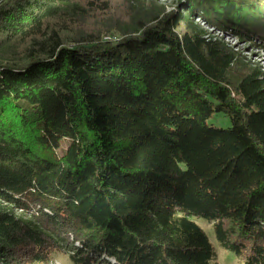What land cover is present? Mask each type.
I'll return each mask as SVG.
<instances>
[{
	"label": "trees",
	"instance_id": "1",
	"mask_svg": "<svg viewBox=\"0 0 264 264\" xmlns=\"http://www.w3.org/2000/svg\"><path fill=\"white\" fill-rule=\"evenodd\" d=\"M215 32L264 0H0V264H219L193 217L264 264V67Z\"/></svg>",
	"mask_w": 264,
	"mask_h": 264
},
{
	"label": "rangeland",
	"instance_id": "2",
	"mask_svg": "<svg viewBox=\"0 0 264 264\" xmlns=\"http://www.w3.org/2000/svg\"><path fill=\"white\" fill-rule=\"evenodd\" d=\"M157 1L165 4L166 6H168L169 9L173 8L176 5V0H157ZM215 34L221 36L222 39L225 42H227L229 45L236 47L240 51V53L245 56L246 59L252 62L259 63L261 66L264 67V47H261L257 44H251V43L235 40L234 37L226 33L215 32ZM218 116L216 115L210 118L208 120V123L214 126L227 125V119L224 118V121L220 122L217 121ZM192 219L195 220L201 226V228L206 232L210 242L214 246L216 252V261L219 264H242L241 261L235 255H233L231 252L223 249L218 245V243L215 240L213 229L210 223L206 222L203 218L193 217ZM53 258L57 260V262H59L60 264H74L68 257L67 251L57 253ZM96 264H108V263L105 261L103 262V260L101 261L99 260Z\"/></svg>",
	"mask_w": 264,
	"mask_h": 264
},
{
	"label": "built area",
	"instance_id": "3",
	"mask_svg": "<svg viewBox=\"0 0 264 264\" xmlns=\"http://www.w3.org/2000/svg\"><path fill=\"white\" fill-rule=\"evenodd\" d=\"M49 264H60V263L54 260V261L49 262Z\"/></svg>",
	"mask_w": 264,
	"mask_h": 264
}]
</instances>
